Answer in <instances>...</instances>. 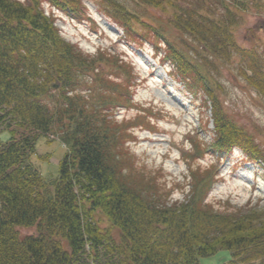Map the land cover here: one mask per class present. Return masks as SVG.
<instances>
[{"label": "trees", "instance_id": "trees-1", "mask_svg": "<svg viewBox=\"0 0 264 264\" xmlns=\"http://www.w3.org/2000/svg\"><path fill=\"white\" fill-rule=\"evenodd\" d=\"M139 1L174 9V17L143 23L118 0L97 4L123 31V41L152 45L175 79L191 93L204 94L203 108H211L216 133L205 155L220 161L239 147L249 161H261V148L229 119L208 77L186 55L187 41L178 40L189 35L206 48L202 60L217 65L238 49L230 30L237 12L226 0L216 1L228 18L207 13L213 0ZM255 1L264 7V0ZM57 11L90 21L84 0H0V264H200L222 250L231 252L227 264H264V213L250 204L211 201L217 165L202 166L198 142V164L189 165L182 199L173 201L158 176L136 163L130 143L137 129L156 128L155 115L143 108L132 119L115 116L135 103L124 61L103 50L84 53L65 41ZM239 52L245 71L253 74L249 80L264 94L257 53ZM51 134L67 152L59 178L47 181L30 158L39 138ZM20 228H36V234L22 235Z\"/></svg>", "mask_w": 264, "mask_h": 264}, {"label": "rangeland", "instance_id": "rangeland-1", "mask_svg": "<svg viewBox=\"0 0 264 264\" xmlns=\"http://www.w3.org/2000/svg\"><path fill=\"white\" fill-rule=\"evenodd\" d=\"M118 1L143 23L170 22L174 17V9L171 8L146 6L139 0ZM240 1L246 3L245 8L235 0H226L230 8L237 12L236 24L230 30L238 49L232 51L229 59L217 62V65L210 59L206 63L202 60V57H206V48L198 47L189 35H178L180 42L187 41V46L184 45L186 55L208 77L209 85L229 119L248 133L254 139L252 144L263 151V159L257 166L253 163L244 166L236 177L233 173H228L229 163L233 158H240L239 151L234 150L229 159H220L221 162L215 156L205 155L206 148H212L215 143L216 133L211 108H203L204 94L191 93L181 79H175L172 66L162 65V57L152 45L139 47L136 42L123 41V31L99 11L98 0H84L86 14H90L94 21L72 20L57 12L56 26L62 31L64 40L76 45L82 52L96 55L99 50H103L124 61L126 79L128 75L133 78L135 103L129 109L115 113V116L120 120L124 117L132 119L138 110L151 109L150 112L155 115L153 123L156 128L137 129L138 136L130 143V153L147 173L158 176L159 181L170 191L173 201L182 199L184 190L189 186V165L198 164L197 159L194 161L198 154L194 142H198L202 146L200 151L203 167H210L212 163L219 165V169L213 171L220 179L216 180L211 201L216 204L221 202L223 205L228 202L230 207L250 204L248 208H256L258 212L264 213V175L260 173V168L264 171V94L249 80L253 74L250 70L245 71V55L239 52L255 51L264 70V7L258 9L255 0ZM219 2L211 1L210 11L208 5L205 10L212 18H228ZM236 7L241 10H236ZM44 8L46 14H52L49 6L45 5ZM127 19L132 20L137 29L143 30L130 16ZM1 138L5 142L9 133L2 132ZM48 138H39L30 162L47 181H52L59 178L60 162L67 149L56 134H51ZM20 232L22 235H34L36 228H20ZM231 257L230 251L222 250L215 255L201 258L200 264H227Z\"/></svg>", "mask_w": 264, "mask_h": 264}]
</instances>
